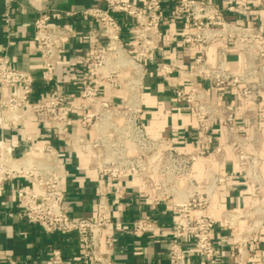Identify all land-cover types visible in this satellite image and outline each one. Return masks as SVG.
I'll list each match as a JSON object with an SVG mask.
<instances>
[{
  "label": "built area",
  "instance_id": "built-area-1",
  "mask_svg": "<svg viewBox=\"0 0 264 264\" xmlns=\"http://www.w3.org/2000/svg\"><path fill=\"white\" fill-rule=\"evenodd\" d=\"M2 1L4 21L9 27L15 0ZM99 2L102 7L80 12L39 11L33 24V43L43 63L39 80L47 85L55 82L62 53L78 34L62 22L80 14L104 28L106 44L96 31L89 33L91 50L83 63L88 81L78 92V102L66 101L60 89L33 99L36 78L16 69L13 58L6 51L0 54V89L9 91L0 96V127L16 130L24 127L30 118L44 115L48 125L61 135L71 150L89 156L90 169L100 177L139 181L152 205L170 202L176 221L174 237L167 250L169 264H193L183 246L186 241L192 242L200 264H213L217 253L213 232L218 219L207 209L215 195L228 184L227 177L218 173L215 165L225 162L227 148L251 142V138L241 135L237 112L216 103L210 89L236 90L249 105L243 117L246 126L252 129L260 126L257 118L264 103V34L226 19L225 11L241 14L245 10L241 4L222 10L208 0H177L172 17L186 18L192 25L190 32L183 35V42L201 50L194 60V70L187 73L188 91L173 85L177 101L191 108L196 120L198 147L187 153L179 150L171 139L149 135L141 120V76L146 72L143 61L161 48L162 0H142V4L128 0ZM261 5L264 6V0ZM119 16L132 19L136 25L134 53L123 41ZM227 40L239 47L246 60L244 69H231L224 45L218 47L215 63L208 62L211 44ZM175 71L180 76L185 74L174 67L161 69L164 74ZM122 72H129L131 76L126 81L123 102L117 106L112 100L101 98V87L107 85L110 95H114L121 86L119 75ZM74 113L79 115L82 132H94L92 139L69 131ZM217 123L223 128L226 147L212 146ZM34 137L29 134L25 140L31 142ZM64 156L48 143L40 149L29 145L19 154L16 145L1 137L0 186L19 179L28 181L31 187L21 189L19 206L28 224L41 225L48 234H75L88 264H119L114 259L116 223L107 187L100 188L92 217L70 215L65 208L62 186L66 177L62 164ZM236 159L249 162L246 189L255 192L254 179L259 175L250 161L254 163L257 158L241 154ZM198 165L204 167L201 181L196 178ZM245 215L242 210H232L222 213L219 219L221 225L232 232V248L239 264H250L251 254L260 242V228L256 223L244 231L237 230L238 221ZM131 229L135 237L141 238L157 233L160 226L150 219L140 218L132 223ZM10 264L19 263L11 260ZM48 264H67L59 248L51 249Z\"/></svg>",
  "mask_w": 264,
  "mask_h": 264
},
{
  "label": "crops",
  "instance_id": "crops-1",
  "mask_svg": "<svg viewBox=\"0 0 264 264\" xmlns=\"http://www.w3.org/2000/svg\"><path fill=\"white\" fill-rule=\"evenodd\" d=\"M142 4V0H128ZM222 10L231 5H243L241 14L225 11L226 19L236 25L256 28L264 34V6L261 0H208ZM163 20L161 28V48L151 57L143 61L146 72L141 76L140 96L143 112L142 123L152 137L173 140L176 147L187 153L194 152L197 147L195 136L196 120L191 108L179 104L174 86L187 92L190 79L187 73L194 70V60L201 52L197 46H188L183 42V35L190 32V20L172 17L177 0H162ZM99 0H15L10 26L4 21V3L0 0V54L6 51L14 60V67L31 73L37 80L33 99L49 94L53 89H60L68 102H78V92L87 83L83 63L91 50L89 33L96 31L101 41L106 44L105 30L96 21L78 14L64 20L77 31V36L66 47L58 67L55 82L47 85L40 82L43 63L39 51L33 43V24L39 11L58 9L62 11L80 12L90 7H102ZM123 25V41L131 53L135 52L136 25L125 16H119ZM224 45L228 54L229 66L233 70L244 69L246 60L239 47L232 40L213 42L207 52V60L214 64L218 47ZM174 67L185 72L164 74L162 67ZM129 72L119 75L121 86L114 95H110L107 85L101 87L102 99L112 100L120 106L126 95V81ZM9 90H1L8 92ZM211 98L218 104L226 105L237 112L238 127L245 134L249 128L244 121L248 103L231 88L216 89L212 87ZM261 127L264 129V105L260 106ZM72 134H83L92 139V131L82 132L79 128V115L74 113L69 125ZM35 135L31 142H26V135ZM4 137L16 145L18 153H23L29 145L41 148L44 143L55 146L65 156L62 164L66 173L63 181L67 212L76 218L93 216L96 199L102 186H106L112 208L115 229L114 259L119 264H169L167 250L173 240V227L176 215L169 201L152 205L142 192L139 181L133 179H106L91 170L88 155L73 151L61 135L47 123L44 115L30 118L24 127L13 130L0 127V138ZM212 146H225V135L222 126L215 125ZM264 161V155L261 158ZM218 173L227 177L228 184L218 192L207 211L213 214L218 223L213 232L216 245V257L213 264H239L232 248V232L225 229L220 222V215L226 211L242 210L245 217L238 221L237 230L244 231L254 223L260 228V242L252 252L250 264H264V205H257L258 200L246 189L247 170L240 165L231 151L222 165H215ZM196 178L201 181L204 167H196ZM264 172V167H263ZM264 175V173H263ZM31 184L19 179L0 186V264H10L11 260L19 264H48L50 251L59 248L67 264H88L84 259L81 243L75 234H48L41 225H30L20 213V192ZM121 195L122 197H119ZM140 218L156 222L160 230L153 234L135 237L131 225ZM184 249L191 257L193 264H200L192 242L186 241Z\"/></svg>",
  "mask_w": 264,
  "mask_h": 264
},
{
  "label": "rangeland",
  "instance_id": "rangeland-1",
  "mask_svg": "<svg viewBox=\"0 0 264 264\" xmlns=\"http://www.w3.org/2000/svg\"><path fill=\"white\" fill-rule=\"evenodd\" d=\"M257 121L261 125L262 119L260 117V114L257 118ZM240 132L242 136L251 138V142H247L246 144L242 143L240 145H234L231 148H227V152L231 151L235 156V158H237V155H241V154L248 156L250 155L252 157L257 158V160H255L254 163L250 161V165L254 164L257 173L259 175L258 178L254 179L255 192H251V193L254 196V198H256L259 201L257 205H264V175H263L264 161L261 159L262 155H264V129H262L261 126H258L253 129L249 128L248 134L246 133L244 134L241 130ZM224 147H226V145ZM237 162L240 165L244 166L246 170L248 169L249 162L246 161L245 162L237 161ZM246 182H247V178H246Z\"/></svg>",
  "mask_w": 264,
  "mask_h": 264
}]
</instances>
